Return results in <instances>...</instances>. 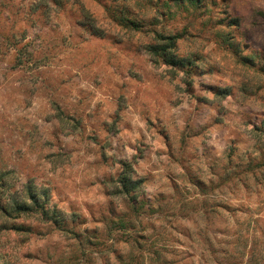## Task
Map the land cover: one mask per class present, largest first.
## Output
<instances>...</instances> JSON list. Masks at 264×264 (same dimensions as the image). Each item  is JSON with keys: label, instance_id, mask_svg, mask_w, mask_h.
<instances>
[{"label": "rangeland", "instance_id": "rangeland-1", "mask_svg": "<svg viewBox=\"0 0 264 264\" xmlns=\"http://www.w3.org/2000/svg\"><path fill=\"white\" fill-rule=\"evenodd\" d=\"M153 1L0 0V264H264V0Z\"/></svg>", "mask_w": 264, "mask_h": 264}, {"label": "trees", "instance_id": "trees-1", "mask_svg": "<svg viewBox=\"0 0 264 264\" xmlns=\"http://www.w3.org/2000/svg\"><path fill=\"white\" fill-rule=\"evenodd\" d=\"M148 2L151 6H155L156 3H153V0H145ZM171 2V5L168 3L167 0L162 3V9L158 11V14L161 17H172L174 16L175 8L180 9L182 8L184 10V7L186 10L189 9H199V7H205L206 5H201V0H169ZM159 2V0H158ZM174 8H172V7ZM158 10V9H156ZM116 18L119 21L120 25H124L125 27L139 30L144 26V21L142 19L138 18H131L125 10L120 9L116 11ZM154 24L153 21H151L150 25ZM229 24L230 25H239V19L237 17H231L229 18ZM155 33V42L149 43L145 46V49L155 58L160 59L163 63L170 65L174 68H184L189 67L192 64L191 57L186 56H178L177 53H175L177 40L181 38V35L178 33L173 34H165V32L161 31H154ZM227 38H224V41H226ZM263 126L259 127L257 126L256 129L258 131L264 132L261 128ZM260 158V165L264 166V153L258 154ZM252 161V159H249V163ZM258 164V165H259ZM250 166V165H249ZM0 180L3 179L0 177ZM120 187H121V194L124 196L130 197V193L136 189V187L139 185L138 181L132 180L130 176L128 175V172H124L123 175L119 178ZM2 184V183H1ZM28 198L32 205H28L27 203L21 202L18 203L15 201V205L12 208L6 207L5 205L1 204L0 199V212L5 217H19L21 215H25L31 212H36L37 210H40L41 212H44V206L39 204V199L36 196L35 193L29 189L28 191ZM14 213V214H12ZM6 230L9 231H23L28 232L30 229L26 226H4Z\"/></svg>", "mask_w": 264, "mask_h": 264}]
</instances>
